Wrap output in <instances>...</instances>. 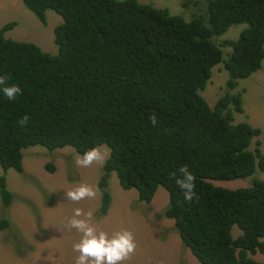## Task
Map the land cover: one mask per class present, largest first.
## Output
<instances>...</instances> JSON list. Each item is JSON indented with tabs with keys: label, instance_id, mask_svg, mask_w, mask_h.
<instances>
[{
	"label": "trees",
	"instance_id": "1",
	"mask_svg": "<svg viewBox=\"0 0 264 264\" xmlns=\"http://www.w3.org/2000/svg\"><path fill=\"white\" fill-rule=\"evenodd\" d=\"M19 1L41 25L45 11L61 23L52 30L53 56L4 38L14 23L0 28V76L21 88L14 101L0 93V201L12 198L5 173H22L21 150L70 147L80 156L105 146L96 187L100 216L109 208L111 173L145 205L162 187L164 218L198 264H261L247 252L264 254V134L231 124L232 112L243 111L240 92H229L264 62V0H205L204 21L188 22L137 0ZM241 24L235 40L226 35ZM220 62L227 92L209 108L200 93ZM184 165L196 177L192 201L184 200L173 175ZM256 171L262 179L254 176L247 188L211 183ZM234 226L240 235L232 238Z\"/></svg>",
	"mask_w": 264,
	"mask_h": 264
},
{
	"label": "rangeland",
	"instance_id": "2",
	"mask_svg": "<svg viewBox=\"0 0 264 264\" xmlns=\"http://www.w3.org/2000/svg\"><path fill=\"white\" fill-rule=\"evenodd\" d=\"M137 2L166 11L170 16L180 17L185 22L198 17L204 21L205 0ZM183 2L189 5L183 6ZM44 18L45 25H41L19 0H0V28L7 23H15V27L5 32L3 37L32 44L53 56L56 47L52 30L61 23V18L52 11H45ZM244 27L243 24L231 26L226 35H233L235 40ZM215 44L218 42L215 41ZM222 59H225V55H222ZM219 66L220 77V71L215 70ZM226 78L221 63L211 69L210 78L200 93L209 108L227 92L223 84ZM237 84L236 89L229 93L240 92L243 112L233 113L231 123L245 122L264 134V62L260 63L257 71L246 79L238 80ZM98 147L106 150L109 155L105 146ZM259 149L264 150V138ZM20 153L22 174L12 170L5 173V188L14 196L10 206L18 213L17 216L14 213L9 215L0 205V221L9 223V226L0 228V264H75L79 254L73 250V245L79 242L81 234L75 229H67L65 225L77 207L85 212L92 211L93 222L109 236L121 230L133 233L136 250L122 264H197L181 244L172 221L164 218L168 194L162 187H157L150 203L145 205L137 201L135 190H122L114 173H111L107 181L109 208L105 216H100L99 195L94 199L74 203L66 200L64 192L81 183L96 188L103 165L94 164L89 168L77 166L75 159L79 155L70 147L47 151L36 146L21 150ZM45 164L52 166V173L43 169ZM256 173L244 179L211 183L228 190L247 188ZM256 177L262 179V176ZM231 234L235 238L240 235V231L234 226ZM247 258L264 264V254L259 252L247 253Z\"/></svg>",
	"mask_w": 264,
	"mask_h": 264
},
{
	"label": "clouds",
	"instance_id": "3",
	"mask_svg": "<svg viewBox=\"0 0 264 264\" xmlns=\"http://www.w3.org/2000/svg\"><path fill=\"white\" fill-rule=\"evenodd\" d=\"M212 41L213 38L211 39V42ZM220 63L222 64V68L224 70L223 63ZM215 70L220 71V77L221 66L217 67ZM7 80L8 78L6 76H0V93H2L8 100L14 101L16 97L21 93V88L16 84H8ZM226 80L223 83L224 86ZM149 119L153 126L158 123V120L154 115ZM18 123L21 127L26 126V124L28 123V116L25 115L21 117ZM235 124L238 123H234L232 125ZM107 158L108 152L106 150H102L101 147H93L86 150L82 155L77 156V158L75 159V164L82 168H89L94 164L102 166L106 162ZM178 173V175L173 174L175 183L183 192L184 200L192 201L196 197V177L189 170L187 165L181 166L178 169ZM98 193V188H94L87 183H81L78 186L65 191L64 196L66 200L78 203L82 200L94 199L97 197ZM11 196L12 198L8 205H4L1 201L0 205H2L4 210H6L9 215L11 213H14L15 216H17L18 212H15L10 206L11 202H13L14 199V196L12 194ZM93 220L94 215L92 211L85 212L82 208L77 207L73 210L71 218H69L66 222L65 227L67 229H75L78 233L81 234L79 242L73 245V250L79 254L76 258L75 264H122L123 261L129 259L130 256L135 252L137 247L133 233L129 230H121L114 232L111 236H109L107 232L98 229ZM4 222L9 226V223L7 221ZM262 239H260V241H262Z\"/></svg>",
	"mask_w": 264,
	"mask_h": 264
}]
</instances>
